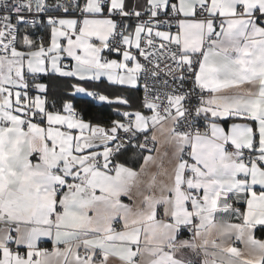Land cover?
Returning <instances> with one entry per match:
<instances>
[{
  "label": "snow or ice",
  "instance_id": "6c2138e0",
  "mask_svg": "<svg viewBox=\"0 0 264 264\" xmlns=\"http://www.w3.org/2000/svg\"><path fill=\"white\" fill-rule=\"evenodd\" d=\"M258 226L264 0H0V264H264Z\"/></svg>",
  "mask_w": 264,
  "mask_h": 264
},
{
  "label": "trees",
  "instance_id": "16d2710c",
  "mask_svg": "<svg viewBox=\"0 0 264 264\" xmlns=\"http://www.w3.org/2000/svg\"><path fill=\"white\" fill-rule=\"evenodd\" d=\"M29 31L33 34V38H39L41 36H46V32L43 30H39L37 28H30ZM40 82L47 83V100L49 102V105L52 103H55L56 108L59 109L61 106L62 101L66 98L67 92L69 91L68 89V79L60 77L58 75H46L42 76L40 79ZM85 87L89 89H96V88H109V91L116 92L117 94H123L129 98V100L132 103L133 108H138L142 97H143V92L142 89L139 90H130V91H124L120 92L119 89L117 88H110L107 83L105 84H94V83H89L86 84ZM91 99V98H88ZM73 103L75 104L77 110H85L89 106L86 105V103L83 100L80 99H74ZM112 116V110L111 108H105L103 109V116H101V112L98 109H91L90 111L87 112L85 115V119H101L103 122H106L109 117Z\"/></svg>",
  "mask_w": 264,
  "mask_h": 264
},
{
  "label": "crops",
  "instance_id": "0c3cea01",
  "mask_svg": "<svg viewBox=\"0 0 264 264\" xmlns=\"http://www.w3.org/2000/svg\"><path fill=\"white\" fill-rule=\"evenodd\" d=\"M132 2H133V0H129V3H132ZM41 83H43V82H41ZM43 84L47 85L46 82L43 83ZM47 88H48V86H47ZM131 156H132V153L129 152V153H128V157H131ZM134 166H138V165H134ZM152 171H155V167H154V166H153V168H152ZM137 195H139V194H137ZM124 201H125L126 203L129 202V201L127 200V198H124ZM255 235H256V237H257L258 239H262V240H264V228H260V227L258 226L257 229H256V232H255ZM185 238H187V235L185 236ZM228 243H229V244H232L233 246H237V247L241 248V249L244 250L245 252L248 251V249H246L245 246H244L241 242H239V241L231 240V241H228ZM43 246L46 247V248H48V249L51 247V249H49V250H52V248H53V245H52L51 242H46ZM184 257H185V259H192V260H196V259H198L193 253H190V252H186V253L184 254Z\"/></svg>",
  "mask_w": 264,
  "mask_h": 264
},
{
  "label": "built area",
  "instance_id": "2783aa9c",
  "mask_svg": "<svg viewBox=\"0 0 264 264\" xmlns=\"http://www.w3.org/2000/svg\"><path fill=\"white\" fill-rule=\"evenodd\" d=\"M142 89V88H141ZM142 92H143V89H142ZM144 94V93H143ZM49 249H51V247L49 248Z\"/></svg>",
  "mask_w": 264,
  "mask_h": 264
}]
</instances>
